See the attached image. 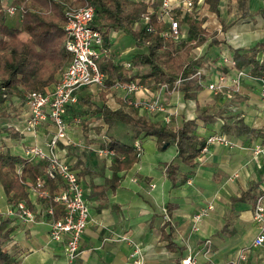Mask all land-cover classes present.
I'll return each instance as SVG.
<instances>
[{"label":"crops","instance_id":"1","mask_svg":"<svg viewBox=\"0 0 264 264\" xmlns=\"http://www.w3.org/2000/svg\"><path fill=\"white\" fill-rule=\"evenodd\" d=\"M203 1L198 0L195 14L206 18L203 27L220 43L210 45L212 38H208L193 50L195 56L204 57L194 77L201 86L195 92V98L184 100L178 90L164 91L166 113L149 115L133 109L138 115L166 127L178 128L184 121H195L199 136L206 140L219 134L226 142L214 143L208 152H200L195 160L196 167L185 183L173 186L165 172L166 166L173 164L175 173L190 171L177 157L175 145L159 147L154 137L136 136L131 127L118 121L107 130L99 114L77 102L67 111L66 137L57 144L54 152L60 161L78 174L91 212V222L81 236L80 254L68 263L63 242L49 239L45 200L27 195L26 202L34 214V221L23 222L17 214L7 213L8 195L0 184V223L9 222L4 249L17 264H130L129 254L134 244L139 245L148 264H182L189 256L197 264H228L255 239L253 206L256 197L264 193V103L260 98L264 81L251 77V67L247 66L241 71L239 91L230 96L225 92L214 93L208 85L219 83L224 74L227 78L236 76L238 71L224 63L223 56L233 60L234 50L264 45V14L261 12L264 0H219L218 17L208 11ZM72 2L74 0L69 3ZM174 14L178 20H183L189 13L176 9ZM138 21L131 25L133 30L138 28ZM186 29L185 24H181L182 41L190 40ZM21 36L26 38L25 33ZM108 39L110 45L105 55L112 56L114 64L129 63L134 54L144 52L121 30L109 31ZM256 59L264 61V51H260ZM53 86L46 88L52 89ZM110 86L82 88L78 91V100L88 96L93 105L104 102L115 110L121 102L149 99L157 92L141 86L126 94L114 91ZM15 104L19 101L16 100ZM20 104L22 113L15 118L0 120V127H12L20 133L19 139L3 134L1 142L12 155L23 157V151L29 145L46 148L54 126L46 121L36 127L34 134L22 130L27 111L25 102ZM199 108H207L208 113H201ZM167 115L168 121L165 119ZM75 118L80 122L75 123ZM210 118L212 121H208ZM241 123L254 133L237 131L235 127ZM224 124L231 126L226 132L222 131ZM104 131L123 144L134 147L135 142H139L141 147L138 161L130 169L116 174L120 180L114 189L108 183L113 175L110 170L112 155H101L104 154L102 151H108L102 147L108 140H91ZM123 132L128 136H123ZM130 135L134 136V141H128ZM257 147L261 152H256ZM16 172L21 175L20 168ZM165 208L170 209L168 220L165 219ZM201 211L205 214L194 229L193 216ZM165 222L170 225L171 241L176 247L172 251L164 238L169 231ZM243 264H264L263 249H253Z\"/></svg>","mask_w":264,"mask_h":264},{"label":"trees","instance_id":"2","mask_svg":"<svg viewBox=\"0 0 264 264\" xmlns=\"http://www.w3.org/2000/svg\"><path fill=\"white\" fill-rule=\"evenodd\" d=\"M78 1L94 7L92 27L105 30L103 41L106 51L110 45L108 33L111 30L125 32L133 39L137 48L144 49V52H138L130 58L128 67L123 63L114 64L112 56L102 57L99 68L106 75L107 87L115 82H136L152 91H158L163 86L166 87V91L178 90L183 94L184 100L195 98V92L201 86L194 77L204 57L195 56L193 50L204 44L208 38H212L210 45L220 43L214 34H209L203 27L206 18L195 14L198 10V0H193L195 10L192 9V13L178 21L180 31L181 24H185L189 41L181 39L174 41L172 37L165 35L168 30L167 24L158 20L154 12H149V9L152 11L157 9L160 4L157 1L145 3L136 0H74ZM8 2L22 6V18L20 20V14L9 15L0 2V120L19 116L22 113L20 103L25 102L26 94L40 91L56 83L70 61V56L64 48L66 39L64 11L69 0H8ZM203 2L207 5L208 11L218 17L219 0ZM261 12L264 14V10ZM144 15L149 16L148 22L133 30L131 25ZM22 33L26 34V38L21 37ZM260 51H264L263 44H257L248 50H234L233 68L243 71L245 67L250 66L249 75L264 81V61L256 59ZM101 99L104 100V95ZM16 100L19 104H15ZM78 103L81 107L88 106L94 114H99L107 130L118 121L131 127L136 136L154 137L159 147L164 144L175 145L177 157L190 171L175 173L173 164L166 166L165 172L173 186L185 183L188 175L195 169V160L200 156L206 141L196 133L195 121H184L178 128L166 127L138 115L127 102H121L120 107L115 110L104 102L99 106L93 105L88 96L80 98ZM199 110L203 114L208 113L207 108ZM80 112L83 113V110ZM208 121H212V118ZM230 128V125L224 124L222 131L226 132ZM235 128L247 134L254 133L242 123ZM3 134H7L11 139H19L21 135L12 127H0V184L8 195V203L17 206L19 202L27 201L25 179L33 183L37 177L43 175L46 164L44 162L32 164L23 157L12 155L1 142ZM102 147L112 152L110 170L113 175L108 183L114 189L120 180L116 174L130 169L138 161L139 153L133 146L123 144L112 137ZM17 168H20L21 175L17 174ZM47 185L52 192L54 182L49 181ZM52 207L55 219L61 218L62 207L56 203H52ZM165 212L168 216L170 209L165 208ZM8 223V221L0 223V264H17L16 259L4 249L9 234V230L6 229ZM164 226H169L168 234L164 235V238L168 240V249L172 251L176 247L171 241V228L168 222H165Z\"/></svg>","mask_w":264,"mask_h":264},{"label":"built area","instance_id":"3","mask_svg":"<svg viewBox=\"0 0 264 264\" xmlns=\"http://www.w3.org/2000/svg\"><path fill=\"white\" fill-rule=\"evenodd\" d=\"M0 2L9 15L20 14L21 20L22 6L10 4L8 0H0ZM176 9L190 13L193 9V0H161L157 9L149 12H154L158 20L167 24L166 36L172 37L174 41H180L182 34L179 30V20L174 14ZM94 13V7L86 2L81 5L70 3L65 5L64 48L70 56V61L52 89L44 88L40 91L29 92L25 96L27 119L22 130L34 134L36 127L46 121H50L54 126V133L46 143V148L29 145L23 151V158L27 162L46 164L43 175L37 177L33 183L28 180L24 181L26 191L29 197H38L47 202L45 213L49 218V239L54 242H63L68 263H72L80 254L81 236L91 222V212L78 174L60 161L54 151L57 144L66 137L67 111L69 107L78 102V91L85 87L103 88L105 86L106 75L100 71L99 64L107 51L104 49L103 31L92 27ZM148 20L149 16L144 15L140 17L138 24H146ZM222 60L231 68L234 67V62L229 57L223 56ZM124 65L129 66L128 63ZM242 74L243 72L238 71L236 76L231 78H227L224 74L219 83L209 84L208 88L214 93L225 92L227 96H230L239 91ZM227 81H229L228 84ZM110 87L114 91L119 90L126 94L141 88L136 82H115ZM164 91L166 87L163 86L152 98L128 100L127 103L132 108L149 115L166 113ZM260 98L264 103V87L260 91ZM165 119L168 121L169 115L165 116ZM74 122L79 123L80 119L75 118ZM225 142L223 136L212 135L206 139L201 153L208 152L209 146L214 143ZM134 148L140 154L139 142H135ZM102 152L104 154L101 153V155L107 157L112 155L110 151ZM256 152H261V149L257 147ZM49 181L56 183L55 191L49 190L47 185ZM52 203L62 207L63 216L61 218L55 219ZM7 213L12 216L17 214L23 222L34 221V214L26 201L19 202L17 206L8 205ZM204 214L205 212L201 211L193 216L194 229ZM252 218L256 228L255 239L228 264L245 263L255 248H262L264 251V193L259 194L255 199ZM165 219H169L166 214ZM129 259L130 264H148L139 245H133ZM182 264H197V261L189 256L182 261Z\"/></svg>","mask_w":264,"mask_h":264},{"label":"rangeland","instance_id":"4","mask_svg":"<svg viewBox=\"0 0 264 264\" xmlns=\"http://www.w3.org/2000/svg\"><path fill=\"white\" fill-rule=\"evenodd\" d=\"M70 1V0H69ZM84 2H82V3H79V1L78 2H72V4L74 5H80V4H83ZM198 4V3H197ZM193 10H195V7H194V9ZM192 10V11H193ZM22 37V36H21ZM116 57L117 58H121V59H123V57H121V55H116ZM80 109V108H79ZM78 109V110H79ZM109 134V132L107 131H104V133L102 134V133H98V135L96 136V137H92L91 138V140L92 141H107V138H110V136L108 135ZM123 134V136H128V133H125V132H123L122 133ZM128 141H134V136L133 135H130L129 137H128Z\"/></svg>","mask_w":264,"mask_h":264},{"label":"water","instance_id":"5","mask_svg":"<svg viewBox=\"0 0 264 264\" xmlns=\"http://www.w3.org/2000/svg\"><path fill=\"white\" fill-rule=\"evenodd\" d=\"M163 147L166 148L167 147V144H165Z\"/></svg>","mask_w":264,"mask_h":264}]
</instances>
